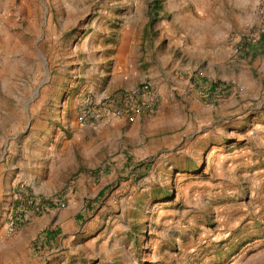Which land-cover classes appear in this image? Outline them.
Instances as JSON below:
<instances>
[{
	"label": "rangeland",
	"instance_id": "rangeland-1",
	"mask_svg": "<svg viewBox=\"0 0 264 264\" xmlns=\"http://www.w3.org/2000/svg\"><path fill=\"white\" fill-rule=\"evenodd\" d=\"M154 1L0 0V242L15 236L3 217L18 188L65 195L79 172L106 171L101 152L95 168L74 164L85 159L80 93L149 79L178 104L188 145L197 131L207 143L167 178L133 166L128 195L104 199L100 215L108 195L88 197L75 218L83 237L102 235L103 264H264V0H158L153 12Z\"/></svg>",
	"mask_w": 264,
	"mask_h": 264
},
{
	"label": "crops",
	"instance_id": "crops-1",
	"mask_svg": "<svg viewBox=\"0 0 264 264\" xmlns=\"http://www.w3.org/2000/svg\"><path fill=\"white\" fill-rule=\"evenodd\" d=\"M197 82L194 85L198 84L200 87L202 83ZM177 83L182 90L186 87L191 90L193 86V84L183 85L186 81L181 80ZM121 88H128V86L116 80L97 88L92 87L91 90L92 95L98 98ZM213 89L214 84L211 83L208 85L207 93L210 94ZM159 95L160 99L154 113H141L133 121H129L126 117H118L101 121L93 126H85L77 122L74 137L78 139L81 147L84 146L83 155H80L85 159L80 164L75 160L74 164L83 170L87 167L95 168L101 161L95 155L101 152L104 154L103 157L105 154L111 156L106 161L108 164L106 171L98 170L96 174L79 172L72 182L76 190L74 192L70 190L65 194L67 206L62 210L33 216L17 235L0 242V262L12 264V260H15L16 264H34L33 261L36 264H103L100 249H105L106 244L102 242L98 245L100 251L96 249L102 235H90L85 240L86 236L83 237L79 221L75 219L78 209L87 201L86 199L95 197L96 193L100 192L99 195L103 197L108 195L98 205L97 212L100 215L105 208L100 205L104 199L117 202L125 194L128 195L127 188L132 179L131 175L128 176L125 173L131 171L133 166H137L135 172L144 173L141 179L153 182L157 178H167V171L176 168L178 156L188 157L189 165L193 166L198 160V156L193 154L199 150L189 147L197 140L207 143V137L197 131L192 134L196 135L192 138L194 140L191 141V145H188L185 141L188 137L180 131L182 118L178 104L169 99L164 92H160ZM203 96H195L194 99L188 97L187 103L191 106H199ZM103 137L104 140H98L91 148H86L87 139L94 141ZM208 148L210 156L216 153L222 160L227 159L221 146L211 144ZM183 165L187 164L183 162ZM135 172L132 174L134 175ZM113 182L115 184L110 186ZM33 192L41 195L53 193L52 190ZM88 192L91 193L90 196L87 195ZM45 231L51 232L54 239L41 251L34 250V238Z\"/></svg>",
	"mask_w": 264,
	"mask_h": 264
},
{
	"label": "built area",
	"instance_id": "built-area-1",
	"mask_svg": "<svg viewBox=\"0 0 264 264\" xmlns=\"http://www.w3.org/2000/svg\"><path fill=\"white\" fill-rule=\"evenodd\" d=\"M219 88L214 86L210 93L216 96ZM159 92L154 84L144 79L133 87L121 88L113 93L96 98L92 93H80L76 102V120L79 124L93 126L101 121L126 117L133 121L141 113L152 114L158 106ZM67 206V197L62 194L41 195L25 188H18L13 194L12 203L4 212L5 232L16 235L33 216L45 215ZM54 235L45 231L33 240V247L41 251L51 243Z\"/></svg>",
	"mask_w": 264,
	"mask_h": 264
},
{
	"label": "trees",
	"instance_id": "trees-1",
	"mask_svg": "<svg viewBox=\"0 0 264 264\" xmlns=\"http://www.w3.org/2000/svg\"><path fill=\"white\" fill-rule=\"evenodd\" d=\"M159 7H160V4H159V1L158 0H155L154 3H153V7H152V11L153 12H157L159 10ZM215 86V85H214ZM101 193V192H100ZM99 193V194H100Z\"/></svg>",
	"mask_w": 264,
	"mask_h": 264
},
{
	"label": "water",
	"instance_id": "water-1",
	"mask_svg": "<svg viewBox=\"0 0 264 264\" xmlns=\"http://www.w3.org/2000/svg\"><path fill=\"white\" fill-rule=\"evenodd\" d=\"M44 65H45V73H44V74L46 75V73H47V72H46V69H47V68H46V63H44ZM37 89H38V87L34 90V94H36Z\"/></svg>",
	"mask_w": 264,
	"mask_h": 264
}]
</instances>
